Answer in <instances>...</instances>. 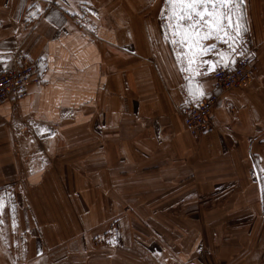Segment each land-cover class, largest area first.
<instances>
[{
    "label": "crops",
    "instance_id": "0c3cea01",
    "mask_svg": "<svg viewBox=\"0 0 264 264\" xmlns=\"http://www.w3.org/2000/svg\"><path fill=\"white\" fill-rule=\"evenodd\" d=\"M81 1L94 33L75 18ZM169 6L167 0H0V62H38L45 81L20 103L0 105V197L1 189L14 196L32 264H264V55L260 81L222 95L215 110L222 127L230 120L227 106L240 109L238 148L229 152L222 129L199 146L180 111L213 92L211 74L198 76L196 65L188 76L166 31ZM263 35L256 17L257 47ZM212 61L203 72L213 71ZM22 123L30 125L34 150L43 151L25 167ZM200 161L208 164L201 178ZM203 178L207 192L243 201L238 212L256 216L240 229L244 234L230 239L224 223L169 225L163 230L173 234L155 240L136 223L148 207L121 202L182 197L176 193L183 185L198 191ZM149 184L164 191L180 186L156 195L143 187ZM119 216L121 243L96 247L94 238ZM0 264H10L3 252Z\"/></svg>",
    "mask_w": 264,
    "mask_h": 264
},
{
    "label": "rangeland",
    "instance_id": "374dc122",
    "mask_svg": "<svg viewBox=\"0 0 264 264\" xmlns=\"http://www.w3.org/2000/svg\"><path fill=\"white\" fill-rule=\"evenodd\" d=\"M167 2L170 6L168 8L166 16L168 21L166 24V31L169 36L173 38V45L175 51H177L180 55V62L182 63L184 69L187 71L188 76L191 74L190 69L192 67L196 65L199 66L197 74L198 76H205L206 74H211L210 76L212 79L213 91L211 94L220 93L214 88V71L220 66L234 65L238 58L242 56H248L250 57V59H252L253 63L256 66L255 75L250 81V85L246 89L234 91L247 90L251 87L252 84L256 83V81L260 79V76H262V70L260 68L259 61L261 54L264 55V39L262 40V46L257 47L256 42L253 39V34L254 21L256 17L261 22V32L262 34H264V0H262V4L260 5V7H251L249 1L246 2V0H234V3L239 4L238 8L233 9L234 15L232 17L234 23L237 18H239V22L241 24V30L238 36L236 35V32L233 27H229L227 29V34L221 32L219 35H217L213 32L210 35H206L209 32V29L203 21L196 24L195 29H193L192 27H190L192 21L188 19L179 21L180 28L177 29V20L175 18L169 19V17L174 16V0H167ZM175 3L177 4V11L175 15H179V0H175ZM85 5V2L81 1L79 12L80 14L78 17L75 18H78L77 21L79 22H85L86 20L87 23H84L85 30L94 33V27L92 23H90L91 21L88 16L89 11ZM184 33H190L191 35L184 36ZM214 59L216 62V66L214 65L213 71L211 73L203 72L202 68L208 65L210 67L213 62L212 60ZM192 74L195 75L196 73L193 71ZM234 91H230L227 93H231ZM211 94H209L203 100L207 99ZM224 94H221V96ZM230 107L233 108V112L230 111ZM215 110V124L214 129L211 133H215L219 129H222L224 131L225 140L228 143V148L230 149L229 152H233L238 148V145L240 143L235 130V125H237L239 121L240 109L234 105H228L226 111L229 115L230 120L222 127L218 126ZM29 128L30 125H26L23 123L20 124L19 129L17 128V134L22 137L23 142L26 144L27 152L24 154V160H27V162H24V160L21 161L24 167L29 164L28 159L32 160L33 158H35V161H33L36 162L38 156L42 157L43 155V151L37 153L36 148L34 150L33 146L37 143V141H32V136ZM54 128L58 130L60 126L55 125ZM206 136L197 140L193 138L192 139L195 141V143L200 146L202 145ZM57 138L59 139L60 137L58 136L56 137V139ZM18 153L19 152H17V155L19 156ZM48 156L50 155L47 154V157ZM207 168L208 164L206 162L200 161V178L202 176L205 177L207 175ZM148 171L152 172V170ZM202 180L204 181L198 185V191L194 190V187L190 185H183V188L179 189L176 193H180L182 197H175L169 194L166 198L158 200L154 199L153 197H149V199L144 200H123L121 202L125 203L124 207L127 204H129L130 206L133 205L134 208L140 206L148 207V211L146 214L142 216H137L136 223L145 225L147 228H149L151 230L150 234L155 240H163L168 237L167 235L173 234L163 230V226L192 224L206 225L210 223L226 224L227 230L225 232H227L228 235L231 234L230 239H236L238 235L242 233L243 230L240 229H242L244 225L255 223L256 216L244 214L242 215L238 212L239 207L244 206V204H241V202L243 203V201L233 200L232 198L229 199V196L216 198V194L218 193L214 191L207 192V181L204 178ZM149 186L151 190L146 191H151L152 193L156 192L155 194L158 195V193H168L170 191H173L180 185H167L168 190L165 191L163 189L155 190L160 189L162 185H159L158 187H153V184H149L143 187L149 188ZM135 187L142 188L139 185H136ZM236 187V184H231L227 187V189L235 193L237 191V189H235ZM144 188H142V191H144ZM136 190L138 189L136 188ZM1 191L2 196L0 197V253L2 254L3 252L7 256L10 264H19L21 260H24L23 264H32L31 259L28 258L30 249L26 246L28 240L27 236L25 235V233H21L17 227V220L15 216L16 203L14 196L12 194L7 193L5 189H1ZM225 208L227 210L231 208L232 209L229 214L222 215V212L223 210H225ZM121 218V216H119L118 218L115 217L109 220V222L104 225V227L106 225L108 227L107 232L100 233V235L94 238V243L96 247L101 246L106 249L110 245H117L121 243ZM260 221L261 223H264V216L261 217ZM183 238L184 237H182L181 241L183 240ZM55 264L62 263L61 261H57Z\"/></svg>",
    "mask_w": 264,
    "mask_h": 264
},
{
    "label": "built area",
    "instance_id": "2783aa9c",
    "mask_svg": "<svg viewBox=\"0 0 264 264\" xmlns=\"http://www.w3.org/2000/svg\"><path fill=\"white\" fill-rule=\"evenodd\" d=\"M255 72L256 66L248 56L238 58L234 65L220 66L214 71V88L220 93L211 94L180 111L184 126L193 139H200L213 131L214 110L221 94L246 89ZM44 83L38 62H27L17 57L0 62V105L7 102L18 104L28 98L31 88L41 87ZM230 111L233 112V108L230 107Z\"/></svg>",
    "mask_w": 264,
    "mask_h": 264
},
{
    "label": "snow or ice",
    "instance_id": "6c2138e0",
    "mask_svg": "<svg viewBox=\"0 0 264 264\" xmlns=\"http://www.w3.org/2000/svg\"><path fill=\"white\" fill-rule=\"evenodd\" d=\"M179 15H175L177 4L173 3V17L177 20V29L180 28L179 21L191 20L190 27L195 29V25L203 21L209 29L206 35L213 32L219 35L221 32L227 34V29L233 27L238 36L241 30L239 18L233 22L234 8H238L239 4L234 0H179ZM199 18V19H197ZM198 34V33H197ZM190 33H184V36H190ZM203 95V93H200Z\"/></svg>",
    "mask_w": 264,
    "mask_h": 264
}]
</instances>
